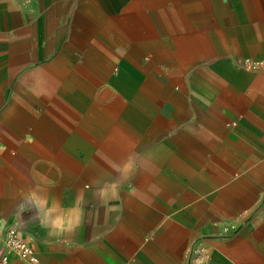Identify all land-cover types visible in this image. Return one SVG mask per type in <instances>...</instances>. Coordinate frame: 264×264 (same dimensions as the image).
<instances>
[{"label":"crops","instance_id":"1","mask_svg":"<svg viewBox=\"0 0 264 264\" xmlns=\"http://www.w3.org/2000/svg\"><path fill=\"white\" fill-rule=\"evenodd\" d=\"M10 225L32 264H264V0H0Z\"/></svg>","mask_w":264,"mask_h":264},{"label":"clouds","instance_id":"2","mask_svg":"<svg viewBox=\"0 0 264 264\" xmlns=\"http://www.w3.org/2000/svg\"><path fill=\"white\" fill-rule=\"evenodd\" d=\"M99 196L101 203L107 205L110 199L119 198V189L114 185L111 194L107 190L102 189L99 192ZM29 200L36 210V215L41 225L48 229L50 236L63 238L69 234H74L83 222V207L68 208L63 211H57L56 207L42 209L41 205L44 202L35 193L30 195ZM111 210V208H106V211Z\"/></svg>","mask_w":264,"mask_h":264},{"label":"built area","instance_id":"3","mask_svg":"<svg viewBox=\"0 0 264 264\" xmlns=\"http://www.w3.org/2000/svg\"><path fill=\"white\" fill-rule=\"evenodd\" d=\"M3 247L5 252L0 256V264H8L10 253L16 254L22 261L29 264L37 260L28 239L21 235L17 225H10L5 230Z\"/></svg>","mask_w":264,"mask_h":264}]
</instances>
